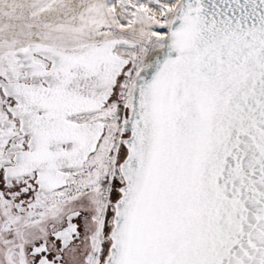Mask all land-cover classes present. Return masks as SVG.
<instances>
[{"label":"snow or ice","instance_id":"6c2138e0","mask_svg":"<svg viewBox=\"0 0 264 264\" xmlns=\"http://www.w3.org/2000/svg\"><path fill=\"white\" fill-rule=\"evenodd\" d=\"M0 264H264V0H0Z\"/></svg>","mask_w":264,"mask_h":264}]
</instances>
